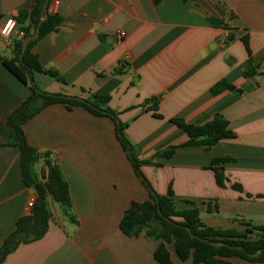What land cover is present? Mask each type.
<instances>
[{
  "label": "crops",
  "instance_id": "1",
  "mask_svg": "<svg viewBox=\"0 0 264 264\" xmlns=\"http://www.w3.org/2000/svg\"><path fill=\"white\" fill-rule=\"evenodd\" d=\"M35 1L0 0V25L5 17L16 20L20 11L29 12ZM47 14L61 23L30 53L63 82L34 74L39 90L81 99L109 96L108 107L127 125L125 136L140 160L188 141L173 119L199 126L221 115L233 138L208 150L178 149L169 159L142 165L141 173L159 196L170 186L175 207L197 208L207 226H264V0H59L57 6L49 0ZM32 26L28 18L17 23L30 33ZM119 30L125 33L121 40ZM18 40L16 33L8 44L0 39V246L16 220L29 214L27 203L35 198L33 188L23 183L19 150L7 145L6 119L29 93L1 62L12 58ZM249 60L254 72L245 77ZM220 81L236 91L211 94ZM153 99L159 118L153 116ZM23 132L29 146L49 153L59 167L70 209L67 215L50 202L45 235L17 247L2 264H159L153 257L158 241L143 234L128 237L119 229L130 202L149 200V192L109 118L54 104L26 121ZM224 157L233 161L223 165L228 182L220 188L208 166ZM42 169L39 160L35 172L41 181ZM166 248L172 264H192L179 260L172 244Z\"/></svg>",
  "mask_w": 264,
  "mask_h": 264
},
{
  "label": "trees",
  "instance_id": "2",
  "mask_svg": "<svg viewBox=\"0 0 264 264\" xmlns=\"http://www.w3.org/2000/svg\"><path fill=\"white\" fill-rule=\"evenodd\" d=\"M160 1L154 0L155 3ZM43 3L44 0H36L29 12L20 11L16 22L22 24L28 18L33 25L34 32L41 16ZM60 23L61 19L58 16L48 14L39 28V36L28 43L22 62H20L22 40L31 34L28 29L22 28L23 37L14 42L12 58L1 59L3 66L29 89L26 99L6 119L9 132L7 145L19 150L22 180L26 187L33 188L35 199L29 214L16 220L13 231L0 246V264L20 245L37 241L45 235L51 219L50 202L58 204L68 215L70 209L68 185L62 177L59 167L49 159V153H39L35 148L29 146L23 132V125L26 121L45 107L54 104L63 105L68 111L80 107L95 117H106L114 123L115 135L122 150L126 153L136 176L149 192V200L142 203L130 202L120 220L119 229L128 237H138L143 234L147 239L158 241L153 253L156 262L172 264L166 244H172L174 253L179 260H191L192 264H230L224 260L230 257L253 263L264 262V226L247 225L242 230H223L207 226L201 221L197 208L177 209L175 207L170 186L166 195L159 196L152 191L141 173L142 165L159 158L169 159L178 149L197 147L208 150L220 140L233 138L234 134L228 129V122L218 114L199 126L187 124L181 119H173L171 122L185 132L188 141L157 152L148 160H140L137 147H134L125 136L124 131L127 125L121 123L118 114L108 107L109 96L90 94L87 98L81 99L46 93L35 85L34 74H44L63 82L56 72L43 69L37 57L30 53L32 45L54 31ZM210 23L214 26L221 25V22L216 20H211ZM226 39L229 40L230 36H227ZM243 43L248 52L247 42L244 38ZM253 70L254 66L249 60L244 76H253ZM29 72H31V78ZM223 90L236 91L232 85L220 81L211 87L210 92L217 95ZM153 101V116L159 118L160 115L155 112L156 101L154 99ZM39 160L43 162L42 181L38 179L35 172V166ZM232 161L233 159L230 157L215 158L208 166V169L214 173L216 185L220 188H224L228 182L224 176L223 165ZM230 187L241 191V188L236 184H231ZM253 235L256 236L253 238ZM209 241L224 242L227 246L214 247ZM257 252L259 254L256 257L251 256Z\"/></svg>",
  "mask_w": 264,
  "mask_h": 264
},
{
  "label": "built area",
  "instance_id": "3",
  "mask_svg": "<svg viewBox=\"0 0 264 264\" xmlns=\"http://www.w3.org/2000/svg\"><path fill=\"white\" fill-rule=\"evenodd\" d=\"M52 4L53 6H57L59 4V0H52ZM15 33L19 39L23 37V31L17 28L16 20L12 16L5 17L0 25V39L8 44L12 41V37ZM116 35L117 38L121 40L125 36V33L119 30L116 32ZM34 199L35 198H31L27 203V208L29 211L33 207Z\"/></svg>",
  "mask_w": 264,
  "mask_h": 264
},
{
  "label": "water",
  "instance_id": "4",
  "mask_svg": "<svg viewBox=\"0 0 264 264\" xmlns=\"http://www.w3.org/2000/svg\"><path fill=\"white\" fill-rule=\"evenodd\" d=\"M48 1L49 0H44V3H43V6H42V9H41V16H40V19H39V22L34 30L33 33H31L30 35L26 36L23 40H22V43H21V52H20V62H22V57H23V54L27 48V45L30 41L32 40H35L38 36H39V28L41 26V24L46 20L48 14H47V5H48ZM31 72H29V77L31 78ZM209 243L214 246V247H221V246H227L226 243L224 242H211L209 241ZM239 249H242L241 247H238ZM259 254V252L251 255L252 257H256L257 255Z\"/></svg>",
  "mask_w": 264,
  "mask_h": 264
},
{
  "label": "rangeland",
  "instance_id": "5",
  "mask_svg": "<svg viewBox=\"0 0 264 264\" xmlns=\"http://www.w3.org/2000/svg\"><path fill=\"white\" fill-rule=\"evenodd\" d=\"M254 238V237H253Z\"/></svg>",
  "mask_w": 264,
  "mask_h": 264
}]
</instances>
